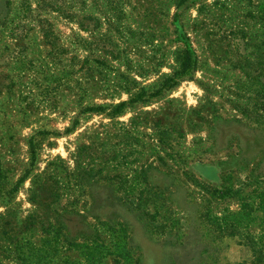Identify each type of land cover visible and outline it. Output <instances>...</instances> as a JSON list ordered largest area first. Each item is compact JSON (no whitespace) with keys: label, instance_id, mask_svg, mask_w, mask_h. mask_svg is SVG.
Masks as SVG:
<instances>
[{"label":"rangeland","instance_id":"rangeland-1","mask_svg":"<svg viewBox=\"0 0 264 264\" xmlns=\"http://www.w3.org/2000/svg\"><path fill=\"white\" fill-rule=\"evenodd\" d=\"M0 174V264H264V0H0Z\"/></svg>","mask_w":264,"mask_h":264},{"label":"trees","instance_id":"trees-1","mask_svg":"<svg viewBox=\"0 0 264 264\" xmlns=\"http://www.w3.org/2000/svg\"><path fill=\"white\" fill-rule=\"evenodd\" d=\"M194 68V58H192L191 53L188 50H185L182 54V60L180 64V68L178 71L174 72L169 78H166L159 89L150 92L148 94H144L143 92H139L134 97L130 98L128 101L119 102L114 109L112 110L113 114L121 113L123 108L129 104L136 103L138 101L143 100L144 98H156L162 95L163 92L168 91L169 89L178 85L181 79L189 74ZM84 112H100L102 108L99 106L94 107H86L83 109ZM26 173V172H25ZM25 173L16 181L14 186L11 188L12 191H15L18 184L23 180ZM1 178V174H0Z\"/></svg>","mask_w":264,"mask_h":264}]
</instances>
